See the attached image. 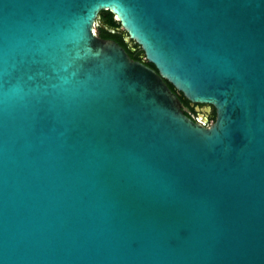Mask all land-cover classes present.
I'll use <instances>...</instances> for the list:
<instances>
[{
    "label": "water",
    "instance_id": "obj_1",
    "mask_svg": "<svg viewBox=\"0 0 264 264\" xmlns=\"http://www.w3.org/2000/svg\"><path fill=\"white\" fill-rule=\"evenodd\" d=\"M0 264H264V0H0Z\"/></svg>",
    "mask_w": 264,
    "mask_h": 264
},
{
    "label": "trees",
    "instance_id": "obj_2",
    "mask_svg": "<svg viewBox=\"0 0 264 264\" xmlns=\"http://www.w3.org/2000/svg\"><path fill=\"white\" fill-rule=\"evenodd\" d=\"M97 21L99 23L97 25V31L101 37L111 38L117 41L127 51L130 57L135 60L141 61L144 58V53L141 47L133 40L128 41L126 39L128 37L127 33L121 29L120 23L114 18L112 12L107 10L100 11ZM129 42L132 43V45H130ZM145 63L154 68L153 64L148 62ZM168 85L173 91H175L171 84L168 83ZM179 98L180 100H184L186 103H188V100H186L183 95H180Z\"/></svg>",
    "mask_w": 264,
    "mask_h": 264
},
{
    "label": "flooded vegetation",
    "instance_id": "obj_3",
    "mask_svg": "<svg viewBox=\"0 0 264 264\" xmlns=\"http://www.w3.org/2000/svg\"><path fill=\"white\" fill-rule=\"evenodd\" d=\"M129 44L132 45V43L130 42ZM180 95L181 94H178V96ZM181 102L183 103L184 106L189 108V111L186 112V115L189 118H191L193 121H200L204 125H208L209 122L215 118V109L212 106H210L209 109H206L205 108L206 106L204 105H196V104L191 105L189 101L188 103H186L184 100H181Z\"/></svg>",
    "mask_w": 264,
    "mask_h": 264
},
{
    "label": "rangeland",
    "instance_id": "obj_4",
    "mask_svg": "<svg viewBox=\"0 0 264 264\" xmlns=\"http://www.w3.org/2000/svg\"><path fill=\"white\" fill-rule=\"evenodd\" d=\"M99 23H98V21H97V25H98ZM127 39V38H126Z\"/></svg>",
    "mask_w": 264,
    "mask_h": 264
}]
</instances>
